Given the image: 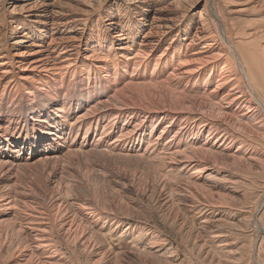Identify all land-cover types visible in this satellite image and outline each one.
I'll return each instance as SVG.
<instances>
[{"label": "bare ground", "instance_id": "bare-ground-1", "mask_svg": "<svg viewBox=\"0 0 264 264\" xmlns=\"http://www.w3.org/2000/svg\"><path fill=\"white\" fill-rule=\"evenodd\" d=\"M263 171L264 0H0V264H239Z\"/></svg>", "mask_w": 264, "mask_h": 264}, {"label": "rangeland", "instance_id": "rangeland-1", "mask_svg": "<svg viewBox=\"0 0 264 264\" xmlns=\"http://www.w3.org/2000/svg\"><path fill=\"white\" fill-rule=\"evenodd\" d=\"M259 43L261 41H258ZM242 178L246 181L241 184L240 191L244 193L245 200L243 202L236 204V210L233 212V217H240L241 213L247 212L251 214L255 219L258 220V226H260L264 230V212L263 210L259 212V214H256V203L258 199H260L261 192L264 190V171L262 174H250V173H241ZM181 180V179H180ZM179 181V180H178ZM175 181V182H178ZM244 185V186H243ZM243 187V188H242ZM245 188V189H244ZM244 189V190H243ZM121 200L126 203L127 198H121ZM130 202V201H129ZM143 203V201H141ZM140 201L137 202L138 204H142ZM131 204L136 203L131 201ZM146 203V204H145ZM147 202H144L143 205H147ZM174 204V211L175 209H179V213L181 217H185L186 215L184 214V211L180 209L179 202L177 199L173 201ZM172 204V205H173ZM152 206V205H150ZM144 207V206H143ZM152 208V207H151ZM151 209V215L149 218H144L141 216H137V218L140 219H133L130 221L132 225H135V223H141L144 226H155L158 227L160 233L164 236V240H166L165 246L168 249H172L173 251V258L169 255V251H162L159 256L162 257L160 258L163 263L168 261V264H209V259L210 258H218L221 256L220 250L215 247H210L206 249L208 253V259L207 260H202L201 258V253H198V250L196 248H192L191 244L193 243L190 240H186L185 237H183L178 231L176 232L175 230L169 228L167 225H165L161 219V215H157V211L155 213V210ZM150 211V210H149ZM136 217V216H135ZM144 223V224H143ZM148 234L144 237H147ZM143 238V237H142ZM227 239H234L236 243V247L241 248L242 251L239 255L240 258V263L239 264H264V232L261 233H255L252 230V225L249 223L246 226V229H244L241 232L238 231H229L228 238ZM108 243V246L112 251L118 254L125 253L126 251H137L141 252L143 251L142 247L144 243H139V241H136L138 244L137 247L135 244L128 238H109L106 240ZM190 241V242H189ZM139 245V246H138ZM115 246V247H114ZM134 246V247H133ZM123 248V249H122ZM136 249V250H134ZM63 250L65 253L66 257L70 258L71 260H74L75 256L73 253ZM168 253V254H166ZM166 254V255H165ZM175 254V255H174ZM163 255V256H162ZM166 258V259H165ZM77 264V262L73 263Z\"/></svg>", "mask_w": 264, "mask_h": 264}]
</instances>
